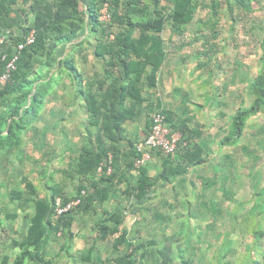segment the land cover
<instances>
[{
  "label": "rangeland",
  "instance_id": "rangeland-1",
  "mask_svg": "<svg viewBox=\"0 0 264 264\" xmlns=\"http://www.w3.org/2000/svg\"><path fill=\"white\" fill-rule=\"evenodd\" d=\"M205 1L206 6L198 9L193 23L183 34H172L169 26L163 33V38L169 43L170 55L174 59L176 56L184 59L185 78L182 84L209 92L208 99L211 100L207 99L208 103L214 105L215 101H221V105L217 106L216 117H210L209 106L207 115L200 116L201 124L198 125L205 126V140L200 142L205 148L204 162L191 168L197 169L195 172L189 169L173 181L161 178L149 191L146 197L148 201L142 205L108 206L120 209L124 218L129 216L131 219L141 215L147 220L146 215L168 213L173 217L171 224L176 226L174 233L178 234L184 226L185 229L175 237L172 235L169 242H165L169 247L162 248L161 253L155 255L147 251L141 253L142 247L134 246L137 240H133L136 237L132 230L126 235L132 240L133 246H123L109 255L107 243L110 234H103L97 224L92 228L84 213V216L76 217L70 224L63 222L61 231L51 238L43 253L51 264L59 263L61 258L56 256L57 253H61L73 238L77 240V251L83 254L86 253V241L95 239L100 242L99 251L103 252L105 259L101 256L94 264H108L116 260L115 257H123L128 253L136 257L137 264H148L146 262L151 257L153 264H192L190 259L195 257L201 259L200 264L264 262V193L259 195L264 189V114L248 120L238 145H220L222 138L232 129L234 114L240 108L249 107L254 99L249 85L259 72L264 0L254 2L255 11L249 14L237 10L233 14H219L214 31L206 23L212 13L210 0ZM114 30L111 27L102 28L100 39L105 41L111 38ZM96 43L98 41L92 36L90 42L82 47L85 52L75 55V64L85 77L104 71L105 64L93 53ZM73 97V88L68 79L53 88L45 101L41 121L23 136V160L0 172V264H13L20 250L19 244L31 224L37 199L49 200L55 189L61 199L72 201L78 195L82 182L87 185L89 192L96 191L86 184L77 170L78 153L82 143L87 140L90 115L83 104ZM199 102L204 108L201 95ZM153 112L146 107L132 126L136 132L133 134L128 130L127 139L120 143L122 152L117 155L118 159L110 155L111 173L113 165L123 166L120 159L126 157L133 144L131 140H134V144L140 140L139 135L144 126L146 128L145 124ZM158 154L154 153V157L157 155L161 160L160 157L164 156ZM154 164L152 174L157 175L159 172ZM134 171L138 176V170ZM111 173H107V176ZM102 176V173L98 174L97 179ZM132 177L131 180L135 179ZM123 188L119 185L110 191L112 198L120 196L131 199L132 196L125 194ZM170 198L175 199L172 206L154 205L155 201L150 204V199ZM184 199L188 202L184 203ZM82 217L86 221L79 220ZM161 220L169 222L165 217ZM111 228L109 225L106 231ZM124 233L120 231L119 238L124 237ZM167 237L164 236V239ZM154 239L160 243L159 236ZM77 251H73L75 262L71 260L72 264H93L80 258L82 253Z\"/></svg>",
  "mask_w": 264,
  "mask_h": 264
},
{
  "label": "trees",
  "instance_id": "trees-1",
  "mask_svg": "<svg viewBox=\"0 0 264 264\" xmlns=\"http://www.w3.org/2000/svg\"><path fill=\"white\" fill-rule=\"evenodd\" d=\"M256 1L210 0L212 14L206 23L214 31L219 14H233L235 10L252 13ZM104 3H109L111 13V21L106 23L99 19ZM17 5L23 7L17 12L23 16L24 25L14 28L12 14ZM201 6H206L205 0H0V36L5 38L0 47V78L8 61L18 55L10 82L0 87V172L23 160V136L41 121V112L53 88L68 79L73 88V99L81 102L90 115L87 140L78 153V174L96 190L89 192L82 182L78 195L72 199L80 200V203L59 217L55 211L56 200L61 199L59 192L53 189L49 200L37 199L31 224L19 244L20 250L13 264H51L43 253L51 238L61 231L62 223L67 221L70 224L76 212L86 211L94 200L103 203L112 198L110 191L119 185L127 183L123 192L142 205L161 178L170 182L203 164L205 148L175 127L172 113L150 103L143 95L146 88L156 87L158 72L170 55L168 40L163 38L167 26L172 34H183ZM104 27L115 28L111 38L105 41L99 36ZM31 31H35V42L18 50ZM92 36L98 41L94 46V56L105 66L102 73L95 71V74L85 77L75 64V55L85 52L82 47L90 42ZM5 55L7 58L3 60ZM249 90L254 99L249 107L240 108L234 114L232 129L220 141L221 147L238 145L248 120L264 114V26L259 72ZM146 107L154 110L153 113H162L169 128L182 134L183 140L176 153L178 159L172 161L170 157L173 156L167 157L165 163L169 166L155 177L149 174L147 164L138 169L139 178L135 185L132 183L135 179H129L135 172L136 145L149 134L152 114L147 121L144 138L135 144L131 140L133 144L126 157L121 155L123 166L113 165V172L107 176L110 155L118 159L117 155L122 152L119 145L127 139V124L134 123ZM100 168L103 176L97 179L101 174L98 172ZM27 185L32 187L31 183ZM263 193L264 189L259 195ZM61 200L64 206L72 202ZM123 219L121 212L112 213L101 223L102 232L111 223L114 227L106 234H114L123 224ZM125 237L126 233L121 238L123 243ZM88 258L91 260V255ZM137 263L136 257L128 253L108 264ZM254 264L261 263L254 261Z\"/></svg>",
  "mask_w": 264,
  "mask_h": 264
},
{
  "label": "crops",
  "instance_id": "crops-1",
  "mask_svg": "<svg viewBox=\"0 0 264 264\" xmlns=\"http://www.w3.org/2000/svg\"><path fill=\"white\" fill-rule=\"evenodd\" d=\"M18 8H23L22 5H17L16 6V11L12 14V24L14 28L18 27L19 25H24V18L23 16L17 12ZM184 59L180 56H176V59H174L171 55L167 58L165 61L164 65L161 67L160 71L158 72L157 75V84L156 87L153 88H146L143 91V95L146 97V99L152 103V104H158V107H161V109H164L166 111H169L172 113L173 120L175 121V125L177 129L181 132H184L192 141L195 142H201L204 141V132H205V126L204 125H198L201 124L199 123V120L201 117L206 116L208 111H207V106L211 108V114L210 117H216L217 115V106L221 105V101H215L214 105L211 104L210 102L208 103L207 99L210 97L209 92H202L200 88L198 87H187L182 82H184ZM88 71V70H86ZM91 75V74H90ZM203 96L204 99V108L202 105H200L199 102V96ZM211 100V99H208ZM206 106V107H205ZM214 106V109L212 107ZM206 108V109H205ZM134 123L127 124V129L131 133H135L136 131H133L132 129L135 130V127L133 125ZM147 125V122L146 124ZM147 127L142 130L141 135H139V139H143L145 136ZM203 136V137H202ZM179 156V155H178ZM178 156H173L170 157L172 161L178 159ZM161 160H159V157L156 155L153 159L154 161L149 165L148 170L149 174L152 177L157 176L158 174L162 173L164 169H166L169 165L166 166L165 159H168L167 157H160ZM156 171L159 173L157 175L152 174L153 170L152 167L155 165ZM197 169H191L190 172H195ZM155 172V171H154ZM132 175L135 178V181L132 182L133 184L136 183V180H138L139 175L137 176L136 172H132ZM131 180V177H129ZM172 181V180H170ZM135 185V184H134ZM121 187H124V191L127 187V183L121 184ZM191 201V197H189ZM194 199V198H193ZM148 200L146 199L145 202ZM155 201V203H154ZM197 201V198L195 199V202ZM184 203L188 202L185 199L183 200ZM138 204L140 203L139 200L136 198L132 197L131 199H126L123 197H114L107 199L103 201V203H99V201L94 200V202L91 204V207L87 209L86 211H83L81 214H77L74 216V219L76 217H81L84 216L83 214L85 213V216L89 218V222L91 223L92 228L95 227V225H98V229L102 232L103 227L101 226V223L105 221L109 216L112 215V213L116 212H121L120 209L115 210V208L111 209L108 208V206H113V207H120V206H126L128 204ZM154 205H165L167 204L168 206H172L173 203H175L174 198L162 200V199H150V204ZM182 203V204H184ZM190 203V202H189ZM192 203V201H191ZM193 204V203H192ZM103 206V207H101ZM122 213V212H121ZM147 220L144 219V216H135L134 219L129 216L125 217L122 214V219H123V224L119 226L118 230L114 234H110V238L108 240V251L107 253L110 255L112 251L116 252L117 250L119 251L123 246L126 245H131L133 246L132 240L128 238L126 235V241L123 243V240H121L122 236L119 238L120 231H124L126 234L130 233V231L133 230V235H135V239L137 242L134 243V246H141L140 252L143 253L148 250V253L150 254H159L161 252L162 248H168L169 246H166L165 242H169L170 237L172 235L175 237L179 235L180 232H182L185 229V226L182 227V229L179 230V233H174L176 230V226L174 224H171L170 221H173V217L170 216L168 213L166 215H156L151 214V215H146ZM167 218L168 221L164 222L163 220L160 221L162 218ZM186 218V217H185ZM184 219V218H183ZM79 220H84L86 219L82 217ZM134 225L131 226L133 224ZM110 230L113 229V225L110 224ZM79 229H82V227H79ZM195 229V228H193ZM173 231V232H172ZM108 231H104L103 234H106ZM109 235V234H108ZM168 235V237H167ZM159 236L160 243L156 242L155 237ZM164 236L167 237V239H164ZM72 242H69V244L66 246V248L61 251V253H57V257H60L61 260L57 264H72L71 260L73 263L75 262L74 260V252H76L78 249L77 247V240L72 239ZM86 241V240H85ZM84 241V242H85ZM86 243V253L78 252L80 258L84 260H88L89 255H91V263H95V260L101 259L102 251H99V246L101 245L100 242H97L95 239H92L91 242H85ZM97 248V250H96ZM94 249V250H93ZM93 250V252L91 251ZM96 250V251H95ZM101 250V249H100ZM74 251V252H73ZM91 251V252H90ZM70 252V255L68 254ZM96 252V253H95ZM120 257H115L114 259H118ZM142 258V254L140 256ZM141 260V259H140ZM200 258L195 257L191 258L190 261H192V264H200ZM83 263L85 261H82ZM146 263L148 264H153V258L151 257L149 261ZM53 264V263H52ZM55 264V263H54Z\"/></svg>",
  "mask_w": 264,
  "mask_h": 264
},
{
  "label": "built area",
  "instance_id": "built-area-1",
  "mask_svg": "<svg viewBox=\"0 0 264 264\" xmlns=\"http://www.w3.org/2000/svg\"><path fill=\"white\" fill-rule=\"evenodd\" d=\"M99 19L101 22H110L111 13L109 3H104L99 11ZM5 38L0 36V47L4 44ZM35 42V31H31L25 38L24 43H21L18 50H23L25 46L32 45ZM7 55L3 57L6 60ZM18 55L8 61L6 70L0 78V87H4L11 80V74L16 69V61ZM182 134L178 131H172L166 123V117L160 113L155 112L151 117V126L149 134L143 141L136 145L137 157L134 161V168L141 169L154 158V152H158L165 157L174 156L178 152L180 143L182 142ZM103 173L102 168L98 170ZM107 173H111V168H108ZM80 200L72 201L67 205H63L61 199H57L55 203V211L57 217L69 212L74 206L78 205Z\"/></svg>",
  "mask_w": 264,
  "mask_h": 264
}]
</instances>
